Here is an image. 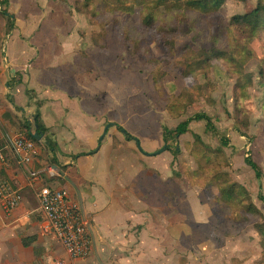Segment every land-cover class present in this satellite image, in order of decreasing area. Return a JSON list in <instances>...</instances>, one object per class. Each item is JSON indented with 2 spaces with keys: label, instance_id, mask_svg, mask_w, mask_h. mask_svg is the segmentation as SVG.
Wrapping results in <instances>:
<instances>
[{
  "label": "rangeland",
  "instance_id": "1",
  "mask_svg": "<svg viewBox=\"0 0 264 264\" xmlns=\"http://www.w3.org/2000/svg\"><path fill=\"white\" fill-rule=\"evenodd\" d=\"M45 3L40 6L47 27L54 35L68 37L58 48L95 53L101 69L100 99L116 80L119 123H108L111 128L140 131L142 116L154 136L162 126L172 130L196 113L213 120L216 134L207 132L204 122H192L178 139L179 154H166L167 193L173 187L180 197L181 225L193 227L194 240L213 241L231 259L229 264H264V236L259 232L264 231V203L259 200L260 184L264 196V27L249 30L232 22L264 0H226L214 16L157 14L150 25L142 22L141 7L132 14H108L87 8L83 0ZM22 99L17 98L19 105ZM171 106L175 109L168 110ZM28 119L34 131L33 115ZM220 137L228 140V147L221 145ZM164 146L162 142L158 150ZM248 151L262 170L261 183L244 163ZM233 185L235 199L219 201L221 189ZM28 196L39 220L38 203L31 192ZM249 205L259 216L245 214ZM194 209L200 210L199 218L183 215ZM52 247L53 257H60L55 242Z\"/></svg>",
  "mask_w": 264,
  "mask_h": 264
},
{
  "label": "crops",
  "instance_id": "2",
  "mask_svg": "<svg viewBox=\"0 0 264 264\" xmlns=\"http://www.w3.org/2000/svg\"><path fill=\"white\" fill-rule=\"evenodd\" d=\"M1 1L0 11L13 15L15 27L7 34V19L0 17V135L27 130L28 115L39 113L56 148L50 153L38 144V156L27 167L5 149L0 181L20 191L22 203L10 214L0 207V264H50L54 258L55 241L44 234L42 216L36 208L40 219L35 218L28 196L31 192L37 201L41 186L65 191L88 224L91 254L74 264H229L231 259L213 241L197 242L193 227L181 225L180 197L173 187L171 196L166 188L169 151L146 156L111 127L100 140L108 123H119L118 104L116 80H110L102 99L98 96L101 69L95 53L58 48L68 37L54 35L47 27L40 6L46 0H8L7 6ZM26 90L32 91L33 100ZM21 96L25 100L19 105ZM37 100L39 107L33 103ZM140 119L141 130L129 134L143 152L154 153L164 143L163 132L153 133L155 140L149 121ZM79 154L86 156L73 159ZM53 155L57 165L51 163ZM28 169L51 175L41 176L31 187ZM199 202L198 207H204ZM195 209L183 215L199 218L200 210Z\"/></svg>",
  "mask_w": 264,
  "mask_h": 264
},
{
  "label": "trees",
  "instance_id": "3",
  "mask_svg": "<svg viewBox=\"0 0 264 264\" xmlns=\"http://www.w3.org/2000/svg\"><path fill=\"white\" fill-rule=\"evenodd\" d=\"M225 1L226 0H83V3L87 8L92 7L99 11H102L103 13H108V14H117V13L132 14L136 7H141L143 12L142 22L146 25H150L153 22L154 16L162 13L172 15L174 13L182 12V13H194L195 15L214 16L218 14L219 9L222 7ZM7 4H8V0L1 1V6H7ZM0 12L7 19V26H8L7 34H9L11 30H13L15 27V20L14 18L13 19L11 18V16L13 15L7 16L10 14L7 12L6 9L1 10ZM232 22L237 26H241L249 30H255L257 28L264 27V5L259 3L255 8L251 9L245 14L233 17ZM127 49L131 52L129 46L127 47ZM155 61L156 59H153L152 63H155ZM155 81L156 82L154 83L157 84V80ZM13 82L19 83L20 79H13ZM26 95L30 98V100L34 99V95L32 91L26 90ZM35 102H38V105L36 106L39 107L40 101L37 100ZM17 109L19 110V108ZM169 109L172 110L175 108L171 106L168 107V110ZM33 122L34 125H38L37 131H39L44 135L45 142L48 143V144L43 143L42 145L50 153L51 152L53 153L56 148V143L55 141H53L52 138L46 135L47 130L40 123L39 113L34 115ZM192 122H204L205 130L207 132L213 134L217 133L213 120L204 113H196L193 116L188 117L186 120L180 122L172 130L166 126H162L163 141L166 147V151L172 153L174 157L179 154V148L177 146L178 139L190 131V124ZM24 126H25L24 128L27 130H22V131L26 133L27 137L30 140H32L34 143L40 144V142H36L31 136V134L34 131H36L35 127H34V131H32L30 130L31 124H28L26 122ZM118 129L120 131H123V129L120 127H118ZM124 136L126 140L133 141L137 147L140 145L139 141L129 133L126 132ZM241 136L244 137L245 135H241ZM193 138L197 144L202 141L199 135L194 134ZM220 141L223 147L229 146L228 140L225 137H220ZM170 142L174 144V148L171 147ZM198 149H200L199 146L196 147V150ZM81 156H86V155L85 154L74 155L73 159H77ZM50 159L52 165H57V161L55 160L54 155ZM244 163L254 172L257 181L260 182L263 176L262 170L258 166V164L254 162L249 151L246 153V157L244 158ZM233 188H236V186L233 185L229 189H221L219 201L220 199L222 202L223 200H230V199L234 200L235 198L232 195L234 190ZM261 190H262V186L260 184L259 200L264 203V196L261 194L262 192ZM245 212H246L245 214L248 213L259 216V213H257V211L250 205L247 207V210ZM259 232L262 234V236H264V231L262 230V228L259 229Z\"/></svg>",
  "mask_w": 264,
  "mask_h": 264
},
{
  "label": "built area",
  "instance_id": "4",
  "mask_svg": "<svg viewBox=\"0 0 264 264\" xmlns=\"http://www.w3.org/2000/svg\"><path fill=\"white\" fill-rule=\"evenodd\" d=\"M18 157L20 164L30 166L38 156V144L30 140L24 131L0 135V163L6 161L5 149ZM47 172V173H45ZM51 175L50 171L28 169L29 185L41 180V176ZM38 210L42 216V230L62 249L64 257L53 258L50 264H74L87 259L92 250L88 224L79 207L65 191L41 186L36 192ZM22 203V195L7 181H0V207L5 214L17 210Z\"/></svg>",
  "mask_w": 264,
  "mask_h": 264
},
{
  "label": "water",
  "instance_id": "5",
  "mask_svg": "<svg viewBox=\"0 0 264 264\" xmlns=\"http://www.w3.org/2000/svg\"><path fill=\"white\" fill-rule=\"evenodd\" d=\"M7 16H11V15H7ZM11 18L13 19L14 17L11 16ZM110 126H112V124H107L105 126V129H104V132L102 133V135L100 136V140H103L105 134H106V131L110 128ZM36 131H34L31 136L32 138L36 141V142H43V143H46L48 144L47 142H45V139H44V135L42 133H40L39 131H37L38 129V125H34ZM123 134H125L126 132L125 131H121ZM138 149L143 153L145 154L146 156H156V155H159L161 154L162 152L166 151V147L164 146L163 148H161L160 150L154 152V153H145L142 151L140 145L138 146Z\"/></svg>",
  "mask_w": 264,
  "mask_h": 264
}]
</instances>
